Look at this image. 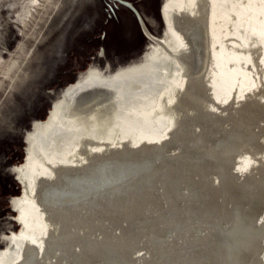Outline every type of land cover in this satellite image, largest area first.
<instances>
[{"label":"water","instance_id":"obj_1","mask_svg":"<svg viewBox=\"0 0 264 264\" xmlns=\"http://www.w3.org/2000/svg\"><path fill=\"white\" fill-rule=\"evenodd\" d=\"M107 1L0 93V264H264V0Z\"/></svg>","mask_w":264,"mask_h":264},{"label":"rangeland","instance_id":"obj_2","mask_svg":"<svg viewBox=\"0 0 264 264\" xmlns=\"http://www.w3.org/2000/svg\"><path fill=\"white\" fill-rule=\"evenodd\" d=\"M19 1L0 0V53L7 58L21 46L20 62L57 0H34L40 3V6L29 3L30 15L24 18V21L18 20L15 15V12L19 10V6L15 2ZM4 86L0 88V93Z\"/></svg>","mask_w":264,"mask_h":264},{"label":"bare ground","instance_id":"obj_3","mask_svg":"<svg viewBox=\"0 0 264 264\" xmlns=\"http://www.w3.org/2000/svg\"><path fill=\"white\" fill-rule=\"evenodd\" d=\"M23 1L24 0L15 2V4L17 3V5L19 6V10L15 12V15L20 21H24V18L30 15V9H28L29 3L36 4V6H40V3L34 0H27L24 2ZM21 51L22 47L20 46L11 54V56L7 58L3 57L0 53V88H2L7 83L16 66L18 65Z\"/></svg>","mask_w":264,"mask_h":264},{"label":"flooded vegetation","instance_id":"obj_4","mask_svg":"<svg viewBox=\"0 0 264 264\" xmlns=\"http://www.w3.org/2000/svg\"><path fill=\"white\" fill-rule=\"evenodd\" d=\"M128 1H130L138 10H139V12L141 11V8L136 4V1L135 0H128ZM148 1V7H149V5H150V1L151 0H147ZM154 1L155 0H153V3H152V5H154ZM162 1L163 0H156V8L158 9V15H159V17H160V22H162V18H161V12H160V10H161V4H162ZM152 2V1H151ZM105 3H106V5H107V7H108V9L110 10V12H111V8H110V6L113 8V15L115 16V10L116 9H119L120 7H124L125 9H127L129 12H130V16H131V21L132 22H134L135 24V26H137L138 27V31L136 32V34L137 35H135V38H136V36H139V38L136 40V44L137 45H134V47L133 48H137L136 49V51H139L140 49L142 50V48H144V45H145V43H144V40L145 41H147V38H146V36H145V34H144V32L142 31V29H141V27L139 26V23L137 22V20H136V18H135V15L132 13V11L129 9V8H127L126 6H124V5H121V4H119L118 2H115V4L117 5V6H115V4L113 3V2H111V1H107V0H105ZM141 13V12H140ZM134 15V18H133V15ZM146 23V22H145ZM146 25H147V28H148V30L150 31V32H152V33H154L153 31H152V29L148 26V24L146 23ZM162 25H163V22L161 23V28H162ZM134 32H135V30H134ZM155 34V33H154ZM133 37V36H132ZM142 43V44H141ZM141 44V45H140ZM128 46V45H127ZM130 48V49H129ZM132 48V49H133ZM101 49H103L102 47L100 48V50ZM126 49H128V50H131V46L129 45L128 46V48H126ZM103 51H104V49H103ZM135 51V50H134Z\"/></svg>","mask_w":264,"mask_h":264}]
</instances>
